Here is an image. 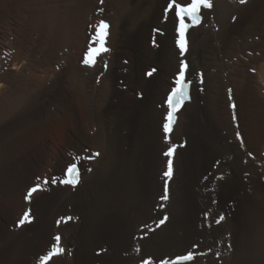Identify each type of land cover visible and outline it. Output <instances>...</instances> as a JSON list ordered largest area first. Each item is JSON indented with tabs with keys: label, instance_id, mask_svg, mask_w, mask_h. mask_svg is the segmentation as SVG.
<instances>
[{
	"label": "bare ground",
	"instance_id": "6f19581e",
	"mask_svg": "<svg viewBox=\"0 0 264 264\" xmlns=\"http://www.w3.org/2000/svg\"><path fill=\"white\" fill-rule=\"evenodd\" d=\"M166 3L0 0V264H41L54 245L64 252L48 264H160L194 244L204 254L191 264H264V0H215L190 31L193 98L168 140L180 59ZM100 10L111 48L91 67L82 61ZM92 151L79 185L62 186L73 158ZM29 209L32 222L17 226Z\"/></svg>",
	"mask_w": 264,
	"mask_h": 264
},
{
	"label": "snow or ice",
	"instance_id": "6c2138e0",
	"mask_svg": "<svg viewBox=\"0 0 264 264\" xmlns=\"http://www.w3.org/2000/svg\"><path fill=\"white\" fill-rule=\"evenodd\" d=\"M103 2V0H101ZM246 0H240V3H245ZM214 7L213 0H167L166 7L164 9V18L167 20L169 15L171 14L172 18L176 24V46L179 49V54L181 57H184L186 53L189 51V33L192 28L198 27L204 21V14L212 10ZM191 21V23H189ZM109 24L104 20H101L95 26V32L93 33L94 39L92 40V45L87 50L85 54V58L82 63L94 67L97 63L98 58L102 57L104 53L109 51V48L106 46V38L108 36ZM104 67L107 68V63H104ZM190 65L189 62L185 59H181L179 70L175 74V77L172 81V87L167 95V98L164 102L166 106V115L164 117L163 123V132L165 134V139H170V134L173 131L174 125L176 123L177 113L181 111V109L185 106V103L191 100L190 90L193 83L191 76L189 75ZM252 71H255L254 69ZM156 72L155 68H152L150 71L146 72L148 77H152ZM199 84H203V73H199ZM229 100H232L231 92L229 89ZM231 109L233 110V120L237 119L235 110L237 105L233 102L230 104ZM237 139H240L241 146H243V139L240 136V133L236 134ZM177 145H172L168 148V150L164 153L166 157H168V167L167 171L163 173L164 177L167 178L164 184V192L160 197L161 201H167L169 198L168 192V181L173 176V160L172 157L176 151ZM251 156V153H248ZM99 156V153H92L89 156H85L82 159L84 160H92L95 157ZM80 157H74L72 163H70L67 168L64 170L63 178L59 179V183L65 185L76 186L80 183V169L78 167ZM87 171H91L90 168ZM39 179V178H37ZM45 185L49 183L48 179L43 181ZM52 184L57 183V178L53 177ZM41 190V185L37 184L34 187L30 188L25 196V200L30 201L32 195ZM163 205H161L162 207ZM30 209L25 212L23 217L18 221L17 226H23L25 223H31L30 217ZM72 217H62L61 220L65 222L72 220ZM226 217L224 215H219L215 219V223L217 225L221 224L225 221ZM168 220V217L165 215L162 219L159 220L157 227L163 225ZM61 221H57V225H59ZM150 231H154V229H150ZM60 236L57 235L54 237V240L57 242L60 241ZM54 251L48 252L46 255L40 257L41 264H48L50 260H52L55 256L61 255L64 252L63 248L54 245ZM198 245H193L192 248L187 251L185 254L177 255L172 260L161 259L160 264H184V262H192L195 260L196 256L203 255L202 252H196L195 249ZM231 247V245H228ZM139 251V249H137ZM142 264H151L150 258L148 260H144Z\"/></svg>",
	"mask_w": 264,
	"mask_h": 264
},
{
	"label": "rangeland",
	"instance_id": "374dc122",
	"mask_svg": "<svg viewBox=\"0 0 264 264\" xmlns=\"http://www.w3.org/2000/svg\"><path fill=\"white\" fill-rule=\"evenodd\" d=\"M124 63L126 64L127 62H124ZM153 67H156V66H153ZM150 70H151V69H149V71H150ZM142 96H143V95H140V94H139V95H138V99H140V100L143 99ZM229 214H230V213H229ZM30 216H33V217H34V215H30ZM184 254H185V253H184ZM156 261H157V260H156Z\"/></svg>",
	"mask_w": 264,
	"mask_h": 264
}]
</instances>
